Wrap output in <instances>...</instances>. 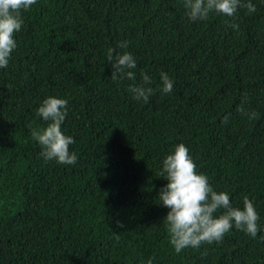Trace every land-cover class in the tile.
<instances>
[{
  "label": "trees",
  "instance_id": "16d2710c",
  "mask_svg": "<svg viewBox=\"0 0 264 264\" xmlns=\"http://www.w3.org/2000/svg\"><path fill=\"white\" fill-rule=\"evenodd\" d=\"M251 3L204 21L184 0H37L22 13L0 68V264H264V0ZM109 48L132 53L135 81L111 79ZM141 73L153 81L147 103L129 92ZM49 96L68 101L74 165L45 162L31 138ZM180 143L234 207L252 200L255 238L233 227L176 253L158 195Z\"/></svg>",
  "mask_w": 264,
  "mask_h": 264
},
{
  "label": "clouds",
  "instance_id": "9594fccd",
  "mask_svg": "<svg viewBox=\"0 0 264 264\" xmlns=\"http://www.w3.org/2000/svg\"><path fill=\"white\" fill-rule=\"evenodd\" d=\"M37 0H0V68L6 69L11 54L17 47L15 34L23 24V12H27ZM187 17L192 21H204L209 15L235 17L238 9L245 8L249 13L256 11L251 0H184ZM234 29L239 25L233 23ZM119 48L127 49L128 41H122ZM115 49L107 50V60L112 66V80L128 79L135 81L136 60L132 53H116ZM142 83L129 86L133 99L148 102L153 95L150 86L153 81L146 73H141ZM163 93H171L174 81L167 73L160 74ZM249 119L257 118L256 112H246L243 106L238 108ZM68 114V101L49 96L37 109V116L48 122L45 128H31V138L41 146L40 155L45 162L53 161L64 165H74L77 155L70 150L75 143L71 135L62 131V125ZM31 127V126H30ZM161 176L167 184L159 190L161 205L167 208L164 223L169 234V242L176 253L187 247L198 248L203 244L219 243L233 227L255 238L260 231L259 214L248 196L243 198V208L234 207L226 191H216L207 175L197 171V165L185 144L175 145L174 150L162 161ZM223 212L216 215L220 210ZM123 227V225H119ZM264 239V237H261ZM207 253L205 252V255ZM147 264H152L149 259Z\"/></svg>",
  "mask_w": 264,
  "mask_h": 264
}]
</instances>
